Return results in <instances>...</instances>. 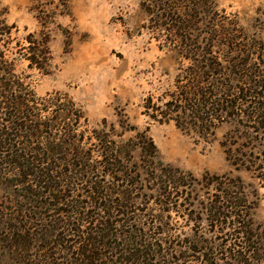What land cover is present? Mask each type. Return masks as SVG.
I'll return each mask as SVG.
<instances>
[{
    "label": "rangeland",
    "instance_id": "rangeland-1",
    "mask_svg": "<svg viewBox=\"0 0 264 264\" xmlns=\"http://www.w3.org/2000/svg\"><path fill=\"white\" fill-rule=\"evenodd\" d=\"M0 20V264H264V0H0ZM227 194L239 216L213 213Z\"/></svg>",
    "mask_w": 264,
    "mask_h": 264
},
{
    "label": "trees",
    "instance_id": "trees-1",
    "mask_svg": "<svg viewBox=\"0 0 264 264\" xmlns=\"http://www.w3.org/2000/svg\"><path fill=\"white\" fill-rule=\"evenodd\" d=\"M3 23L4 22L2 20H0V39H1V37L3 35L9 34V27H7ZM7 73H8L7 61L4 59V54L0 50V75L3 77V79H5L6 78L5 76H6ZM6 86H10V85L9 84H6ZM261 86H264V80L263 79L259 81V87H261ZM238 92H239V94L236 97V100H237V98L238 99L240 98L242 100L243 97H245V96H251V91H249L248 89L242 88V87H239ZM184 99L187 100V98H184ZM189 100H190V98H189ZM193 100L194 101L193 102L191 101V102L195 106V111L196 112H198V111L201 112L202 110H200V109L205 110L204 109V106H205V102L206 101H205V99L202 98L201 94H198L197 96H194ZM233 105L234 104L231 101L225 100V106H223V103L221 104V103H218L217 102L216 103V108H220L221 111H227L228 108L229 109H232L230 107H232ZM220 109L218 110V112H220ZM263 111H264V107L263 106L258 105L257 107H255L253 105V110L251 109V112H250L251 114L248 113L246 115H252V113H257L256 116L259 117V119H262L264 117V115L262 116ZM218 114H220V113H218ZM25 127H27V126H25ZM150 145L153 146V144L151 142H150ZM17 157H18V155H17ZM14 161L16 162V160H14ZM22 164H24V163L18 162V166L19 165L21 166ZM25 168L27 169V171H28V168H30L29 171L26 172V173H28L30 175L32 173H35L36 177L38 178V181L41 180L44 183L48 182V179L46 177H45V179L44 178L40 179L41 178L40 175L36 174L37 173V170H38V166H35L34 164H32V162H31V166L29 165V163H26ZM262 168L264 169V167H262ZM46 169L49 170V171L51 170V169H48L47 167H46ZM244 202H246V200H244ZM224 206H225V209H227V208L228 209H231L232 210L231 213H233V211H234V215L239 216L240 213L242 212L243 207H244L242 197L241 196H238L236 198V196H232V195L227 194L224 198H222L221 205L218 206L217 209H216V211H213V213L217 212L215 214H220L221 213L220 210H221V208H224ZM231 213L229 211L228 216H232ZM220 215L227 217V215L224 214V212H222ZM214 217L217 218L216 216H214ZM93 240H96V238L95 237L92 238V237H89V236L86 238V241H93ZM247 250H249V248H247ZM79 255L81 257H85L86 259L88 257H93L94 258L95 255L96 256H99V254H97V253H92L91 255L88 256L86 254V248L85 249H82V251L79 252ZM71 264H76V262L75 263L72 262Z\"/></svg>",
    "mask_w": 264,
    "mask_h": 264
}]
</instances>
